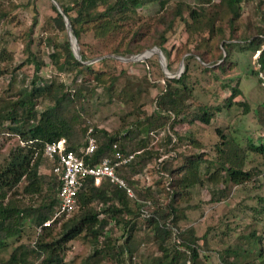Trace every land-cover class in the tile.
<instances>
[{"label":"rangeland","instance_id":"obj_1","mask_svg":"<svg viewBox=\"0 0 264 264\" xmlns=\"http://www.w3.org/2000/svg\"><path fill=\"white\" fill-rule=\"evenodd\" d=\"M55 1L66 6L68 14L74 16L70 8L72 0ZM175 1L137 4L128 20L119 18L111 31L101 36L96 34L100 20L84 25L78 41L79 52H83L87 60L102 57L91 64L93 72H101L97 80L92 74L79 73L66 58L63 45L69 44L70 38L66 28H59L53 22L56 13L51 0H0V105L31 89L33 81L40 86L50 84L52 91L59 88L71 92L76 85L82 84L88 86L89 91L85 93L77 123L87 129L97 127L110 133L124 132L134 126L135 121L152 113L157 107L158 96L167 86H180L173 81L185 75L189 94L182 113L177 117L168 115L164 127L148 136L147 145H150L152 156L147 157V165L137 174H127L142 192H160L162 203H171L176 208L188 207L179 227H193L199 237L204 236L206 247L201 248V264H221L218 255L227 245L236 244L234 239L238 233L245 234L252 229L260 231L261 227L250 225L249 211L257 206L256 196L264 195V154L251 151L249 144L264 143L258 112L264 102V71H259L260 50L256 48L260 45L261 50L264 49V0L242 2L239 18L232 27H228L225 8H217L220 0H213L207 6L206 16L212 17L214 30L202 24L192 33L174 14ZM184 3L196 6L194 0H184ZM103 9L104 4H101L96 11L100 13ZM180 12L184 17L188 14L184 5ZM162 37L165 38L162 47L166 57L158 46ZM250 41L252 45L247 46ZM227 43L239 44L228 48V59L224 62ZM153 48L163 55L165 69L157 53L135 62L111 57L129 58ZM113 50L130 53L111 54ZM232 89L238 90L240 95L230 98ZM51 104L49 98L40 97L35 108L40 111ZM202 108L211 113L208 124L196 119ZM5 125L0 124V169L8 162L9 154L17 146H23L16 136L8 133ZM75 130L82 137L81 143L85 142L88 132L82 134L78 128ZM220 133L238 144L237 153L245 157L243 170L261 173L255 181L242 186L227 182L220 156L218 158V150L225 149ZM166 135L174 141L171 145L166 142ZM96 143L98 145V141ZM194 156L201 159L196 171L199 182L184 191V202L179 201V196L173 200V193L166 187L170 181L168 172L182 169L181 174L186 158ZM161 169L167 177L160 174ZM40 175H49L46 166L41 168ZM259 182L263 184L258 189ZM24 185L23 182L8 193L10 201H15L21 209L37 207L47 191L46 183L40 194L32 196L23 192ZM104 208L99 206V209ZM77 213L78 209L53 220L48 237L41 227L25 219L19 236L9 238L0 248V261L6 260L17 248L33 247L39 239L44 242L55 239L61 224ZM122 230L113 228L109 235L113 239L118 237L122 243ZM150 233V227L143 221L137 234L141 242L132 258L134 264L154 263L160 257L156 244L149 238ZM82 235L65 244L61 264H115L111 259L98 261V255L91 256L94 248ZM242 251L235 257L238 263L257 264V258L246 256ZM45 257L46 254L33 255L32 262L46 264ZM119 262L129 264L124 256Z\"/></svg>","mask_w":264,"mask_h":264},{"label":"trees","instance_id":"obj_2","mask_svg":"<svg viewBox=\"0 0 264 264\" xmlns=\"http://www.w3.org/2000/svg\"><path fill=\"white\" fill-rule=\"evenodd\" d=\"M150 1L155 0H72L73 7L70 8L74 10L73 17L68 14L66 6L60 3L59 5L70 22L72 33L78 44L86 23L100 20L96 34L104 35L111 31L112 25L119 18L122 21L128 20L134 12L135 5H143ZM158 1L160 4H164L168 0ZM244 1L220 0L217 4L218 9L223 7L226 10L224 14L228 16V27H232L239 18V7ZM194 2L196 6L190 7L184 3V0H176L177 5L174 11L176 17L180 21H184L186 29L190 33L197 31L195 30L197 28L200 29L202 24L206 28L209 27L211 31L214 30L212 17L206 16L207 6L212 4L213 0H194ZM101 4H104V9L98 13L96 10ZM183 5L188 10L186 17L180 12V7ZM54 11L56 15L53 22L59 28L64 29L62 16L55 8ZM164 40L165 38L162 37L158 46L166 57V50L162 47ZM252 43L250 41L247 46ZM237 44L239 43L225 44L224 48L227 54L224 62L228 59V48ZM63 46L66 58L79 69V73L92 74L95 79L99 80L101 72H93L91 65L82 64L87 60L83 52H79V61L73 56L68 42ZM240 48L242 47L240 46ZM256 48L260 50L257 59L259 71H264V49L261 50L260 45ZM126 52L121 53L118 50H113L111 54H128ZM37 70L36 67L35 72ZM184 78L185 75H181L180 78L174 79L173 82L180 86L174 88L167 86L158 96L157 107L153 112L146 115L144 119L135 121V125L124 132L110 133L106 129L97 127L87 129L77 123L83 108L82 101L85 99V93L89 91L88 86L82 84L76 85L71 92L59 88L52 91L50 84L40 86L36 81H33L31 89L22 91L17 99L0 105V124H6L8 133L16 136L23 144V146H17L9 154L8 162L0 169V248L6 244L9 238L19 236L25 219H29L41 227L42 233L44 231L46 237L49 236L50 225L43 226V223L52 218L54 207L58 201L59 182L51 174V164L44 155V148L47 144L59 139L64 140L65 150L79 153V150L86 145V137L93 136L98 141V145L92 155L85 157L88 164L99 162L106 156L111 157L114 152L113 145L125 157L132 156L126 164L117 166L115 173L123 179L126 187L131 190L134 196L128 197L124 189L117 187L108 179L102 180L99 185H94L92 179H87L78 192L76 208L73 211L78 209V213L61 224L58 237L50 242L39 239L31 248H17L10 253L6 260H1L0 264H35L32 262L33 255L41 254H46L43 261L46 264H61L65 244L81 234L94 248L91 256L98 255L100 257L98 261L111 259L115 264H120L119 259L124 256L128 259L129 264H134L132 258L138 252L141 242L137 234L143 221L150 227L151 237L149 238L152 243L156 244L160 253V257L150 264H201L199 258L201 248L202 246L206 247L204 236L199 237L193 227H179V222L184 219V212L188 207L176 208L171 203H162L160 192H142L127 174H137L138 170L147 165V157L152 156L150 145H147L148 136L152 135L156 129L164 127L168 115L172 114L177 117L182 113L185 107L184 101L189 94ZM239 95L238 90L232 89L230 98ZM40 97L49 98L52 104L39 111L35 105L36 100ZM200 111L196 119L208 124L211 113L205 108ZM258 112L260 127L264 130V102L260 104ZM76 128L82 134L89 132L84 138L85 142L81 143L82 137L76 134ZM220 136L225 141L223 142L225 149L218 150V158L220 156V164L225 170L227 182L234 186H242L255 181L261 173L243 170L245 157L237 153L239 152L238 144L232 139L227 140L221 133ZM166 142L171 145L174 141H171L169 135H166ZM249 149L263 155L264 143L257 145L250 143ZM169 151L168 149L167 152ZM161 160L163 161L162 158ZM200 160L195 156L186 158L181 174L179 172L182 169L168 172L170 181L166 187L173 193V200L179 196V201L184 202V191L199 182L196 178V173H198L196 171ZM44 166L48 168L49 175L47 176L40 175V170ZM165 167L164 165V170ZM160 174L167 177L162 169ZM174 176L176 179H173ZM23 182L25 183L23 192L31 196L40 194L44 187L43 184L46 183L47 191L37 207L21 209L15 201H10L11 197L8 196V193ZM262 184L263 182H259L257 188L259 189ZM222 192L225 190L223 189ZM256 199L257 206H252L249 218L250 225L261 226L260 231L252 229L245 234L238 233L234 239L236 244L234 246L227 245L221 251L222 255H220L221 253L218 255L221 264H241L235 258L239 257L238 252L241 250H243L242 253H247L246 256L253 255V258H257V264H263L264 195L256 196ZM92 203L96 205L92 206ZM100 205L105 208L99 209ZM112 222L113 225H111ZM117 227L120 230L123 229L122 243L119 242L118 237L113 239L109 235V231ZM204 264L208 263L204 262ZM242 264L251 263L244 262Z\"/></svg>","mask_w":264,"mask_h":264},{"label":"built area","instance_id":"obj_3","mask_svg":"<svg viewBox=\"0 0 264 264\" xmlns=\"http://www.w3.org/2000/svg\"><path fill=\"white\" fill-rule=\"evenodd\" d=\"M96 148V140L91 135L86 137V145L79 150V153L65 150L63 139L45 146L44 155L51 164V174L58 179L59 187L58 201L52 218L43 223V226H49L56 218L70 215L75 210L78 192L87 179H92L94 185H99L102 180L108 179L117 187L124 189L128 197H134L123 179L115 173V168L126 164L132 156L125 157L113 145L114 152L111 157L106 156L96 163H86L85 157L92 155ZM144 213L146 214V211Z\"/></svg>","mask_w":264,"mask_h":264},{"label":"water","instance_id":"obj_4","mask_svg":"<svg viewBox=\"0 0 264 264\" xmlns=\"http://www.w3.org/2000/svg\"><path fill=\"white\" fill-rule=\"evenodd\" d=\"M51 1H52L53 5L55 6V8L57 9L58 13H60V15L63 18L65 28H66L68 36L70 38L69 45H70L71 52H72L73 56L75 57V59L80 61L79 47L77 44V40L72 33L70 22H69L67 16L64 14L63 10L60 8L59 4L55 0H51ZM151 53H157V55H159V61H160V63H162V66L165 69L164 57L161 54L160 50L157 48H153L151 50L145 51L139 55L130 56L129 58H122V57H116V56H111V57H115L117 59H120L121 61L135 62V61H144L147 57L150 56ZM101 58L102 57H98V58H95V59H92V60H89V61H86L83 63L86 65H91V64L99 61Z\"/></svg>","mask_w":264,"mask_h":264}]
</instances>
